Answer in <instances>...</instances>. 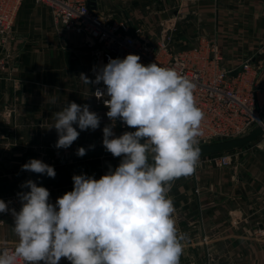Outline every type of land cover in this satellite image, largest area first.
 <instances>
[{
    "label": "crops",
    "instance_id": "1",
    "mask_svg": "<svg viewBox=\"0 0 264 264\" xmlns=\"http://www.w3.org/2000/svg\"><path fill=\"white\" fill-rule=\"evenodd\" d=\"M93 2L109 22L125 23L129 34L140 29L152 42L165 25L175 23L172 53L210 39L223 52L226 70L250 62L257 70V102L264 107V0ZM11 31L9 44L0 39V57L6 64L0 70V162L8 157L10 163L22 164L15 158L76 155L80 147L86 152L103 147V128L111 124L109 109L96 107L93 84L79 77L84 73L92 80L94 58L86 37L56 28L49 9L35 0L22 1ZM70 102L88 104L101 118L100 127L80 132L69 148L57 149L56 130L49 126ZM117 126L113 131L119 136ZM257 144L234 151L229 167L195 169L172 182L168 195L174 219L187 237L180 264H264V150ZM47 189L54 204L72 191L73 182ZM13 226L11 213H0V248L15 247ZM60 264L70 262L61 258Z\"/></svg>",
    "mask_w": 264,
    "mask_h": 264
},
{
    "label": "clouds",
    "instance_id": "2",
    "mask_svg": "<svg viewBox=\"0 0 264 264\" xmlns=\"http://www.w3.org/2000/svg\"><path fill=\"white\" fill-rule=\"evenodd\" d=\"M140 60L136 54L109 58L94 66V80L79 76L86 85L106 86L93 95L109 109L113 123L103 128L102 145L121 158L119 165L99 179L73 175L72 191L54 204L49 190L32 180L20 186L27 191L17 193L19 211L0 200V213H11L18 237L14 248H0V264H60L61 258L70 264H180L187 237L176 226L168 193L175 179L191 175L198 164L204 112L192 80L175 68ZM54 116L49 130H56L57 149L69 148L80 132L95 131L101 123L88 104L75 102ZM117 119L136 130L116 136ZM85 154L84 147L76 151ZM21 170L56 176L54 167L39 159Z\"/></svg>",
    "mask_w": 264,
    "mask_h": 264
},
{
    "label": "built area",
    "instance_id": "3",
    "mask_svg": "<svg viewBox=\"0 0 264 264\" xmlns=\"http://www.w3.org/2000/svg\"><path fill=\"white\" fill-rule=\"evenodd\" d=\"M23 0H0V37L3 45L13 41L12 27ZM47 7L56 28L86 37L92 49L94 66L107 64L109 58L123 59L128 54L139 55L140 63H157L165 68H175L196 84L194 97L197 106L204 112L201 124L202 135L198 145L239 137L256 125L264 117V107L257 102V70L250 62L241 65L242 71L233 72L224 68V55L214 40L203 39L190 50L172 53L170 46L176 32L175 23L165 25L156 42L147 39L138 29L129 34L125 23L109 22L97 10L91 8L88 0H35ZM5 62L0 57V70H5ZM92 68V80L95 74ZM97 88L106 86L93 84ZM97 108L105 107L103 99H96ZM113 122L111 121V124ZM127 131L128 126L117 119L115 126ZM258 148L264 150V134L256 141ZM233 152L200 157L195 169H219L231 166ZM72 161H69L71 163ZM198 193L199 190H196ZM17 193H11L7 204H21ZM9 195L0 196V198ZM14 248L12 246H4ZM1 247V248H4ZM17 264H23L18 261Z\"/></svg>",
    "mask_w": 264,
    "mask_h": 264
},
{
    "label": "water",
    "instance_id": "4",
    "mask_svg": "<svg viewBox=\"0 0 264 264\" xmlns=\"http://www.w3.org/2000/svg\"><path fill=\"white\" fill-rule=\"evenodd\" d=\"M91 8H95V3L93 0L88 2ZM242 71V68L237 69L233 72V76L237 75ZM264 121V117L262 119ZM264 134V123H260L256 125L253 129L248 131L247 133L232 139L215 141L212 143L197 145L200 148V157L213 156L218 154L230 153L240 149L247 148L253 145L256 141H258ZM111 154L107 152L103 147L93 150L87 151L86 156L88 158H101L105 155ZM31 158H28V161ZM15 161L25 162V160L21 157L15 158ZM120 163V159L107 161L103 163L91 164L87 166L60 170L56 171L55 178H50L42 175H34L24 178H18L10 181L0 182V196L9 195L15 192L27 191L28 189H22L20 186L27 180H32L38 184V186L44 187H52L67 183H72L73 175L87 174L89 176H94L95 178L101 177L104 175L111 167L113 170Z\"/></svg>",
    "mask_w": 264,
    "mask_h": 264
},
{
    "label": "rangeland",
    "instance_id": "5",
    "mask_svg": "<svg viewBox=\"0 0 264 264\" xmlns=\"http://www.w3.org/2000/svg\"><path fill=\"white\" fill-rule=\"evenodd\" d=\"M0 39H1V37H0ZM118 129H119V127H118ZM135 130L136 129L129 128L127 131H135ZM124 132H126V131H124ZM124 132L117 131V135H121ZM23 159H25V162H28V159L26 157ZM34 159L42 160L43 162L47 163L48 165L53 166L55 171H60V170H67V169L87 166V165H91V164H97V163H100V161L106 162V161L118 160L121 158L113 157L111 154H108L107 156L93 160V159H86L84 156L79 157L77 155H69V154L62 153L61 155H58V156H41V155H39L38 157H36ZM69 161H72V162L69 163ZM22 165H23V163L22 164L21 163H19V164L18 163H10V158H8V157L2 163L0 162V182L10 181V180L34 176V175H39V174L32 173L29 171H22L21 170ZM0 200H4L5 202H8L9 200L11 201V195L4 197V198H0Z\"/></svg>",
    "mask_w": 264,
    "mask_h": 264
}]
</instances>
